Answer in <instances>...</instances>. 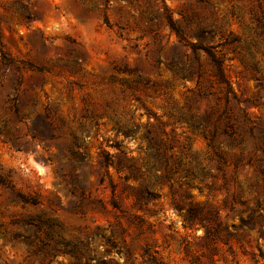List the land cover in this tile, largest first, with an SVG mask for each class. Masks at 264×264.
I'll list each match as a JSON object with an SVG mask.
<instances>
[{
	"label": "rangeland",
	"instance_id": "1",
	"mask_svg": "<svg viewBox=\"0 0 264 264\" xmlns=\"http://www.w3.org/2000/svg\"><path fill=\"white\" fill-rule=\"evenodd\" d=\"M165 6L192 41L223 58L241 102L231 94L226 104L210 59L198 51L196 62L167 25ZM203 26L214 31L200 38ZM0 40L13 61L0 58V176L10 185L0 184V230L21 229L13 219L29 214L55 218L56 233L80 253L49 264H264V0H0ZM172 62L200 67L201 83L174 73ZM225 115L242 142L220 136L209 146L195 123L208 116L207 129L223 127ZM124 126L138 130L124 138ZM151 136L171 146V171L158 181L161 171L149 172L153 196L144 208L130 199L113 208L101 149L115 152L108 144L122 140L146 168ZM217 154L227 159L221 170ZM190 165L214 176L187 179ZM112 172L120 194L124 181ZM16 193L39 203L23 205ZM192 210L212 226L220 221L219 234L205 238L197 220L186 224ZM1 232L0 264H46Z\"/></svg>",
	"mask_w": 264,
	"mask_h": 264
},
{
	"label": "trees",
	"instance_id": "2",
	"mask_svg": "<svg viewBox=\"0 0 264 264\" xmlns=\"http://www.w3.org/2000/svg\"><path fill=\"white\" fill-rule=\"evenodd\" d=\"M104 2L108 3V0H104ZM140 13L142 17H147L149 20H154L156 17H159V14H147L144 10H141ZM21 15L26 17L28 21L33 20V14L27 9L23 10ZM163 17L167 25L178 36L179 41L183 45L190 48L195 54L196 62H199L198 51H203L208 56L213 65L216 80L223 86L226 104L228 105L230 102L231 94L235 101L241 102V100L234 93L231 82L226 76L223 58L213 50V47L203 44L201 41H192L190 38L192 37V34L187 32L180 21L173 18L166 6ZM103 20L110 27V21L106 14H103ZM213 31L214 30L212 27L203 26L198 31H196V34L202 38L205 33H211ZM0 58L2 63L6 66L13 64L12 59L4 51L1 40ZM74 64L78 66L80 64V59L76 58L74 60ZM170 68L174 73H180V75L184 78L197 77L198 83H201L203 73L200 67L195 65H184L180 66V68H176L175 64L172 62L170 64ZM199 95L206 96V93L199 91ZM12 107L16 116L18 118L22 117L23 114L20 105L17 102H14ZM225 113H227V108H225L220 113L218 119H220ZM225 116L227 119L223 127H219L217 124H215L211 129H207V123L210 121L208 116L203 117V120L195 123L198 128L202 129L201 133L207 140L209 146H211L213 141L220 136L228 137V143L230 144L242 142L243 139H238L236 137L237 130L230 120L231 117L227 115ZM244 118L246 121L250 120L247 114H244ZM6 127L7 125L0 126V132L4 131ZM252 127L253 126L251 125L249 127L250 133H252ZM136 130H138V128L132 126H124V128L118 127V133H121L124 138L128 137ZM147 135H150V130H148ZM32 138L34 140L40 139L34 135ZM149 145L152 147V149H154V151L149 154L146 168L137 166L135 164V158L122 150V140L116 139L108 144L109 147L116 149L115 152H111L110 150L104 148L101 149V181H105V178H108L109 180V185L111 188L110 204L113 208L122 210L121 206L124 199H130L129 201L131 202V205L135 208H144L150 202V199L153 196L152 183L148 177L149 172L152 169H155L156 172L161 171L160 175L156 176V181H158L160 178H167V173L171 171L169 167L171 155L168 154L166 150L171 148V146H167V144L161 139L158 140L154 136H151ZM217 156L219 159V164L216 168L221 170L220 162L227 164V159L223 154H217ZM112 169L114 170V173L117 175V177L124 181V188L120 194L117 191L118 183L113 179ZM212 176H214L212 172L205 170L203 166L196 167L195 165H190L188 168H186L184 177L190 180L198 179L200 182H205L207 177ZM132 182H138V184H133ZM0 184L10 186L6 178L1 176ZM14 200L20 201L23 205L35 206L39 203L36 199L21 193H16ZM196 220L201 226L205 228V238L213 239L219 234V227L221 225L220 221H215L214 226H212L209 222L205 223L206 218H204L201 213L195 210L190 211L189 215L184 217L186 224H189L190 222L195 223ZM13 223H21V229H16L14 231L4 229L0 230V232L2 231L1 233H3V235H8L12 241H21L28 244V246H30V250H32V253L41 255L42 261L46 264H49L53 257L59 253H69L74 256H78L80 253V250L77 248V246L71 245L69 240H66L61 235L56 233L55 226H57V221L55 218L45 217L42 214H29L21 220L13 219ZM151 262L154 264L158 263L153 257L151 258Z\"/></svg>",
	"mask_w": 264,
	"mask_h": 264
}]
</instances>
